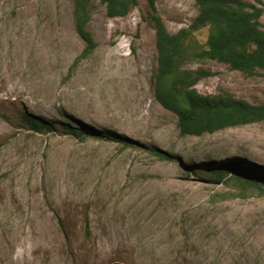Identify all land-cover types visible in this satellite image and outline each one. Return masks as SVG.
<instances>
[{
	"label": "rangeland",
	"instance_id": "obj_1",
	"mask_svg": "<svg viewBox=\"0 0 264 264\" xmlns=\"http://www.w3.org/2000/svg\"><path fill=\"white\" fill-rule=\"evenodd\" d=\"M148 12L137 0L108 18L96 2L95 48L77 60L73 0H0V264H264V195L204 178L264 173V122L180 135L154 98ZM156 13L173 34L198 9L156 0ZM187 68L208 73L202 95L264 103V69Z\"/></svg>",
	"mask_w": 264,
	"mask_h": 264
},
{
	"label": "trees",
	"instance_id": "obj_2",
	"mask_svg": "<svg viewBox=\"0 0 264 264\" xmlns=\"http://www.w3.org/2000/svg\"><path fill=\"white\" fill-rule=\"evenodd\" d=\"M144 1L149 9L147 18L155 31L154 98L163 109L176 116L179 134L200 137L264 122V103L253 105L231 96L202 95L195 86L208 73L200 68H187L195 62L215 61L247 76L262 71L264 3L261 0H253V3L194 0L198 9L196 17L189 26L171 34L156 13V0ZM96 2L104 5L108 18L125 17L137 5V0H73L74 30L84 45L77 60L86 58L95 48L87 25ZM201 30L206 31L204 42L195 36ZM29 123L36 129L47 128L39 122ZM204 178L230 185L240 196L249 189L264 195V173H249L236 165L211 167ZM85 223L88 234L87 218Z\"/></svg>",
	"mask_w": 264,
	"mask_h": 264
}]
</instances>
